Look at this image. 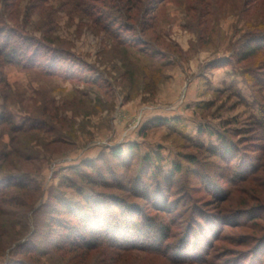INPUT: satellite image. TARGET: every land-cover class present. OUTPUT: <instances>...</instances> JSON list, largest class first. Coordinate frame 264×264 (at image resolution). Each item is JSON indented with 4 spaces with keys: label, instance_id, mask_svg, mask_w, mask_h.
<instances>
[{
    "label": "rangeland",
    "instance_id": "obj_1",
    "mask_svg": "<svg viewBox=\"0 0 264 264\" xmlns=\"http://www.w3.org/2000/svg\"><path fill=\"white\" fill-rule=\"evenodd\" d=\"M210 2L195 12L196 0H166L154 29L124 35L135 48L92 26L73 1L10 8L7 27L63 53L54 75L0 68V117L26 130L0 120V188L25 186L0 203V264H176L172 250L79 247L83 226L71 212L103 201L121 205L115 217L135 211L168 243L195 220L215 221L213 263L264 264V51L240 60L264 33V3Z\"/></svg>",
    "mask_w": 264,
    "mask_h": 264
},
{
    "label": "trees",
    "instance_id": "obj_2",
    "mask_svg": "<svg viewBox=\"0 0 264 264\" xmlns=\"http://www.w3.org/2000/svg\"><path fill=\"white\" fill-rule=\"evenodd\" d=\"M20 1L21 0H2V2L6 5L5 8L7 11L5 10V12H0V68L2 65H13L25 70L38 69L46 75H54V70L59 67V56L63 53V51L58 48L52 49L50 46L53 44L52 41L48 42L45 41V39L37 40L36 37H32L33 39H30L26 37L27 35L25 32L18 27L6 26L8 16L11 21L15 20V16L13 15L14 13L9 11L11 10L10 8L15 7ZM45 1L47 0H37V4L35 5L37 6L36 8H41L40 5ZM68 1L74 2L75 9H77V11L82 15L83 19L89 20L92 26L105 32L110 37L116 38L118 42L122 43L124 46L135 48L136 45H140L136 43L135 38L131 36L130 38L124 40V35H131L132 32L136 30L145 33V31L154 29L155 16L152 14H154L157 7L166 0ZM210 1L211 0H196V4L193 3L192 5H188V10L195 12L198 11L196 9L198 4L201 6L204 5L208 8L211 5ZM259 1L261 0H257V2ZM255 2L256 0H249L248 6ZM206 12L207 11L204 8V13L206 14ZM7 13H9V15ZM28 42L38 43V45L35 47V45L33 46ZM250 42L251 45L248 46L246 53L241 56L240 60L244 61L251 58L259 50L264 51V33H261V36L260 34H253ZM39 44L41 46H39ZM49 47L51 49H49ZM42 52L45 57H41L40 53ZM28 60H30V62ZM40 62H43L44 65ZM65 64L70 66L74 63L67 61ZM71 74L72 76L74 75V73ZM73 78L78 79L79 77ZM2 82L3 74L0 71V84ZM10 118L11 117H6L5 119L4 116H1L0 120H6L12 123V118ZM260 120L261 123L264 122L263 112ZM34 128L37 130L42 129L40 126ZM12 130L17 133L26 132V130L22 128V125L19 126L15 122L12 123ZM121 153L122 151L119 149L116 151L115 155L120 156ZM9 188H18L22 190L25 186L20 182L7 183L5 187L0 188V203L4 202V191ZM85 204L87 206H79L71 212V214L79 220V224H82L83 226L84 232L81 236L85 242L79 247L94 250L104 246L116 249L123 253L135 250L165 258L169 256L168 251L172 250L169 260L175 262L176 264H193L194 262H200L202 264H216L213 263V253L208 250V248L210 249L212 247L211 239L216 235L217 231V224L215 221L209 220L207 224H205V220H203V222L195 220L196 224L193 227L194 229L189 230L186 235L184 234L181 241L168 243V241H164L165 237L163 235H166L164 232L161 234H155L154 236L151 235V229L154 228V225H149V228L151 229L144 230L143 228L146 226L136 220L138 213L135 211H130V213L128 211L129 215L124 217H115V214L117 213L116 208L120 209L121 205H117L115 203L112 207H109V203H104V201ZM154 204L159 209H166L164 206L165 204L161 205L155 202ZM129 210L133 209L129 208ZM142 217L143 216H141V218ZM68 246L75 247V244L70 243ZM183 256L187 258H183L177 262L175 261L176 257Z\"/></svg>",
    "mask_w": 264,
    "mask_h": 264
}]
</instances>
